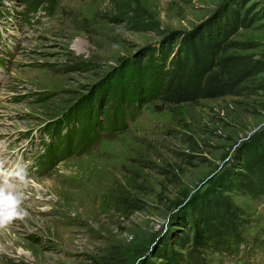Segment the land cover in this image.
Masks as SVG:
<instances>
[{"label": "rangeland", "instance_id": "1", "mask_svg": "<svg viewBox=\"0 0 264 264\" xmlns=\"http://www.w3.org/2000/svg\"><path fill=\"white\" fill-rule=\"evenodd\" d=\"M40 1L31 11L0 0V264H185L189 253L198 264H264V195L233 194L237 245H199L182 217L264 129V68L239 94L192 103L137 108L130 92L110 94L150 48L220 10L245 24L220 55L264 65V0ZM87 104L97 112L91 144L69 118ZM113 110L127 122L116 130L105 120Z\"/></svg>", "mask_w": 264, "mask_h": 264}, {"label": "trees", "instance_id": "2", "mask_svg": "<svg viewBox=\"0 0 264 264\" xmlns=\"http://www.w3.org/2000/svg\"><path fill=\"white\" fill-rule=\"evenodd\" d=\"M27 3L30 10L35 11L41 1L27 0ZM244 26L243 20L232 9L216 11L191 31L168 36L166 45L146 50L147 61L135 62L130 67L131 77L125 68L120 76L121 84L110 94L124 100L130 92L135 97L137 108L156 101L177 105L239 94L243 84L264 68L260 60L250 55H220L230 36ZM128 103L132 108L131 102ZM93 111V105L89 112L87 104L84 110L75 106L69 114L70 119L74 116L81 122L83 131L80 138L87 139L89 144L97 139L98 134L90 125V122H97V112L94 114ZM111 113L105 117L111 130L127 124L125 111L113 110ZM78 128L62 136L63 149H58L64 152L62 157L73 151L70 144L75 140ZM58 151H55L56 155ZM233 194L251 198L264 195V129L253 134L241 146L232 164H226L211 184L184 206L182 217L194 225L199 245L219 249L242 241L243 217L233 201ZM182 257H185V264H198V258L192 253Z\"/></svg>", "mask_w": 264, "mask_h": 264}, {"label": "bare ground", "instance_id": "3", "mask_svg": "<svg viewBox=\"0 0 264 264\" xmlns=\"http://www.w3.org/2000/svg\"><path fill=\"white\" fill-rule=\"evenodd\" d=\"M2 189H5V188H2ZM2 189H0V190H2Z\"/></svg>", "mask_w": 264, "mask_h": 264}]
</instances>
